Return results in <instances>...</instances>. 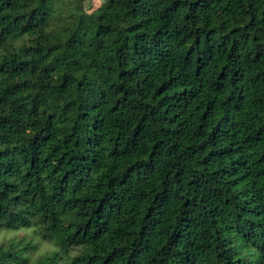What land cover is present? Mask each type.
Here are the masks:
<instances>
[{
	"label": "trees",
	"instance_id": "trees-1",
	"mask_svg": "<svg viewBox=\"0 0 264 264\" xmlns=\"http://www.w3.org/2000/svg\"><path fill=\"white\" fill-rule=\"evenodd\" d=\"M0 0V264H264V0Z\"/></svg>",
	"mask_w": 264,
	"mask_h": 264
},
{
	"label": "rangeland",
	"instance_id": "rangeland-1",
	"mask_svg": "<svg viewBox=\"0 0 264 264\" xmlns=\"http://www.w3.org/2000/svg\"><path fill=\"white\" fill-rule=\"evenodd\" d=\"M96 4L99 3L98 0H95ZM25 232L21 231V232H12V233H4L1 232L0 233V242L3 241H8L10 239L13 238H21L23 236H25ZM54 249V247L49 244V243H39L37 242V249L33 251L32 253V257H31V264H33V262L37 259H39L40 257L46 255L48 252L52 251Z\"/></svg>",
	"mask_w": 264,
	"mask_h": 264
}]
</instances>
